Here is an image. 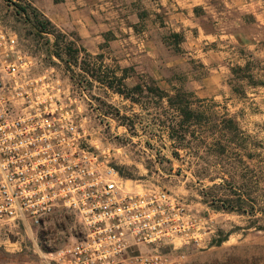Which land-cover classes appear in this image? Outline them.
Listing matches in <instances>:
<instances>
[{
  "label": "rangeland",
  "instance_id": "1",
  "mask_svg": "<svg viewBox=\"0 0 264 264\" xmlns=\"http://www.w3.org/2000/svg\"><path fill=\"white\" fill-rule=\"evenodd\" d=\"M35 1L22 0L32 6ZM61 1L49 0L54 4ZM90 2L93 15H97L100 22L115 21L119 28L131 25L137 35L154 29L153 35L157 31L162 48L157 49L156 56L132 61L129 66H124V57L115 59L108 52L97 54L102 55L100 60L88 53L90 57L80 54L76 64L73 60L67 63L68 58L63 54L64 43L71 41L81 47L77 45L74 32L63 33L44 15L57 31L65 35L64 43L62 39L55 43L52 34L39 32L33 24L15 14L13 3H21V0H0V26L17 33L21 45L32 52L38 64L54 68L61 78L73 85L79 83V87L87 90V100L82 108L85 129L92 142L110 151L111 164L118 173L122 171L127 175L122 177L119 174L126 185L132 190L166 191L186 204L197 217L208 219L209 244L199 250L174 251L171 264H264V230L257 229L261 225L257 222L261 215L255 212L243 216L222 209L214 210L210 206L212 195L222 200L227 193L223 182L227 165H232L236 174L234 192L238 193L240 177L246 175L250 199L257 198L254 175L259 160L254 155L264 151V0ZM176 14L185 17L181 23L182 32L178 33L182 36L178 44L180 53L173 50L174 39L171 37L176 26L172 27L170 21ZM191 19L204 27L209 36L205 40L207 44L200 47L209 61H201L196 57L198 53L193 55L190 50L192 36L200 35L197 28L192 27ZM81 60L86 65L83 66ZM247 60L251 62L254 78L261 84L250 87L244 82L239 83L237 85L242 87L245 95H237L232 91L231 80L234 78L230 69L244 66ZM80 66L91 71L101 66L107 80L112 75L124 76L123 85L128 89L140 86L135 94L138 101L115 94L96 82L90 73L80 70ZM148 87L170 95L183 88L203 99L207 108L220 115L226 113L239 124L238 138L246 142V151L252 158L210 157L197 142L189 139L192 151L197 153V157L190 156L187 149L179 148L177 143L168 139V116L163 114L166 103L151 96ZM175 152L177 155L173 154ZM48 225L47 237L53 248L68 237L72 217L53 214ZM221 239L224 241L217 244L216 241ZM32 250L29 232L0 230V264L29 261L34 257Z\"/></svg>",
  "mask_w": 264,
  "mask_h": 264
},
{
  "label": "built area",
  "instance_id": "2",
  "mask_svg": "<svg viewBox=\"0 0 264 264\" xmlns=\"http://www.w3.org/2000/svg\"><path fill=\"white\" fill-rule=\"evenodd\" d=\"M79 86L0 26V230L29 232L34 254L9 264H171L176 250L205 248L207 218L166 191L132 190L92 142ZM57 213L73 225L52 248Z\"/></svg>",
  "mask_w": 264,
  "mask_h": 264
},
{
  "label": "trees",
  "instance_id": "3",
  "mask_svg": "<svg viewBox=\"0 0 264 264\" xmlns=\"http://www.w3.org/2000/svg\"><path fill=\"white\" fill-rule=\"evenodd\" d=\"M58 2V0H55ZM15 14L25 19V21L34 25L38 28L39 32L52 34L55 43H59V39L64 43L65 35L57 31L56 27L41 14L35 7L30 3H13ZM171 37L174 39V51L179 53L180 48L178 44L181 40V36L177 33H172ZM63 54L67 56V63L70 60L76 64L79 55L90 57L86 50L82 47H76V45L69 41L64 43ZM58 58L61 57L60 53H57ZM102 55H96L95 59L100 60ZM81 63L86 65L85 61L81 60ZM88 68V65H87ZM101 66L96 71L86 69V67L80 66V70L87 74H91V77L96 78V82L103 84L107 89L113 91L115 94L126 97L133 102L138 100L135 97L136 91L140 90V86L136 85L128 89L123 85L124 76L112 75L110 80L105 77L104 72L101 70ZM230 73L234 79L232 82V91L237 95H245L239 83H246L250 87L258 86L259 83L254 78L251 62L247 60L244 66L231 67ZM147 92L157 98L160 101H165L166 107L164 108L163 114L168 116V134L167 137L174 143H177L179 148L187 149V153L190 156L197 157V153L191 149V140L197 142L199 148L203 149L206 155L210 157H223L229 158L230 156H239L241 158L250 159L252 158L247 153L245 141H240L239 136V124L231 117H227L226 113L220 115V113L207 108V105L203 99H198L192 91L178 88L175 90L173 95L161 91L157 88L148 87ZM191 139V140H189ZM177 155V152L173 153ZM254 158L259 160L255 165L254 175V189L257 193V200L250 199L249 193V179L246 175L240 177V186L237 187L238 193L234 192L236 183V174L232 165H227L223 171V175L226 176L223 182L226 185L227 193L219 199L216 195L211 196L210 206L214 210H224L227 213H237L239 215H254L255 212L261 216L257 222L261 223L257 227L258 230H264V199H260L264 196V151L254 155ZM224 168V167H223ZM247 169L249 167H246ZM122 177H127L122 171L119 172ZM213 181V179H210ZM259 197V199H258ZM253 200V201H251ZM251 201V205L249 204ZM221 202V205H217ZM253 204V205H252ZM224 241L221 239L216 241L217 244Z\"/></svg>",
  "mask_w": 264,
  "mask_h": 264
},
{
  "label": "crops",
  "instance_id": "4",
  "mask_svg": "<svg viewBox=\"0 0 264 264\" xmlns=\"http://www.w3.org/2000/svg\"><path fill=\"white\" fill-rule=\"evenodd\" d=\"M92 5L90 0H62L59 4H54L49 0L33 2V6L55 23L63 33L74 32L77 45L91 55L108 52V55L115 59L124 57L126 64L124 66H129L132 61H141L142 59L145 60L147 56H156L157 49L162 48L160 47L162 46L161 41L156 35L157 31H155V36L153 35L154 29L152 31L144 30L137 35L131 25H127V28H119L115 21L100 22L97 15L95 17L93 15ZM171 18H174L170 21L171 26H176L172 31L177 34L182 32L180 28L185 17L176 14ZM190 21L192 27L197 28L200 32V35L192 36L190 50H192L193 55L198 53L196 57H200L201 61H209L206 52L200 50L202 45L207 44L205 40L209 36L204 27L192 19ZM184 26L187 25L184 23ZM179 48L181 52V46ZM187 55L191 54L187 53Z\"/></svg>",
  "mask_w": 264,
  "mask_h": 264
}]
</instances>
